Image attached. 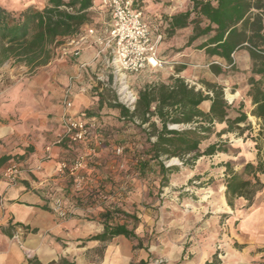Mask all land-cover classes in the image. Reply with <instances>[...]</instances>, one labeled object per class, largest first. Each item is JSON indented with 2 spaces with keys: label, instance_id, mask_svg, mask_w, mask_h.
Returning a JSON list of instances; mask_svg holds the SVG:
<instances>
[{
  "label": "crops",
  "instance_id": "obj_1",
  "mask_svg": "<svg viewBox=\"0 0 264 264\" xmlns=\"http://www.w3.org/2000/svg\"><path fill=\"white\" fill-rule=\"evenodd\" d=\"M95 2L100 0L94 1L89 13L95 10ZM159 2L162 7L168 3ZM142 4L149 13V22L158 25V0H142ZM109 22L90 14V22L79 32L84 34L87 29H93L94 36L86 37L75 55L71 44L74 36L62 39L51 59L42 66L30 69L24 64L11 66L13 61H10L0 68V264H58L62 259L72 264H138L140 261L152 264L144 244L142 249L133 250L136 243L123 236L103 242L86 241L101 234L103 225L91 206L78 204L82 202L81 194L73 191L71 179L57 174L58 164L72 161L74 153L80 151L76 147L72 153L73 148L56 144L65 112L62 100L68 86L72 91V107L67 112L106 125L108 117L101 115L110 109L98 102L96 92L101 88L95 89L94 81H103L100 74H107L109 69L103 61L105 56L97 57L102 48L100 42L107 38ZM179 33L171 40L175 41ZM178 55L182 53L175 52L172 57L176 59ZM233 59L238 65L239 60L249 58L245 51H238ZM213 82L223 86L220 79ZM248 90L245 82L240 101L252 109L246 96ZM215 126L219 127L216 131L225 128V124ZM94 133L95 137L98 130ZM100 138L98 134L99 141ZM244 149L247 159L236 167L230 164L234 171H241L246 163H255L252 149L247 145ZM12 165L18 172L14 180H8L4 172ZM259 180L262 189L255 195L254 203L249 205L239 198L234 201L233 209L226 205L225 188L221 185L220 213L229 218L227 224H236L232 243L237 245L221 244L218 255L221 264H264V175H259ZM56 199L63 202L67 217L60 218L53 211ZM214 254L213 248H204L196 259H189L176 240L158 242L160 261L167 264H204Z\"/></svg>",
  "mask_w": 264,
  "mask_h": 264
},
{
  "label": "trees",
  "instance_id": "obj_2",
  "mask_svg": "<svg viewBox=\"0 0 264 264\" xmlns=\"http://www.w3.org/2000/svg\"><path fill=\"white\" fill-rule=\"evenodd\" d=\"M94 1L44 0L41 8L25 6L17 12L0 6V66L9 60L30 69L46 64L62 39L75 36L83 25L90 22L89 11ZM189 1L190 9L164 20L158 18V34L162 38L165 35L172 38L177 31L189 30L182 49L199 41L195 49L211 60L207 68L214 77L237 68L233 54L238 51H245L250 61L246 96L252 106L250 115L260 122L257 137L253 140L255 163H246L241 171H234L230 164L225 163L223 186L226 205L230 209L239 198L251 205L262 189L259 175H264V149L258 144L259 140L264 141V0ZM135 8L146 13L142 0H136ZM184 70L185 67L179 65L174 68V74ZM198 84L200 89L187 84L179 76H171L168 82L145 85L137 93L131 111L121 104L108 106L118 110L127 123L134 126L136 120L139 122L136 127L145 136L142 154L146 159H137L136 165L144 168L151 161L158 165L159 189L165 188L170 177L180 170L176 165L166 166L165 162L176 160L182 168H192L202 157L226 153L227 146L222 137L226 134L242 135L249 126L246 113L242 111L243 105L237 109L229 105L222 86L202 78ZM100 100L98 98V102ZM97 123L98 134L101 135L103 124L101 121ZM217 124H225V128L216 131ZM143 125L146 128L142 129ZM212 136L215 141L202 149L201 145ZM109 216L108 212L102 214L103 232L86 241L103 242L123 236L136 243L133 250L143 248L132 229L124 224H108ZM58 264L72 263L62 259ZM138 264L145 263L140 261ZM204 264L221 263L214 254Z\"/></svg>",
  "mask_w": 264,
  "mask_h": 264
},
{
  "label": "rangeland",
  "instance_id": "obj_3",
  "mask_svg": "<svg viewBox=\"0 0 264 264\" xmlns=\"http://www.w3.org/2000/svg\"><path fill=\"white\" fill-rule=\"evenodd\" d=\"M43 4L44 0H0L1 7L16 12L25 6L41 8ZM158 4L157 14L161 20L191 7L189 0H174L164 4L163 7L159 1ZM95 5V10L89 14L105 23L110 21L106 9L102 8L98 2H95ZM148 15V12L144 13V16L149 17ZM147 20L148 25L154 28V25L149 23L150 20L148 18ZM155 27L156 30H153L158 31V25ZM189 29L191 30V27ZM187 32L185 30L179 33L175 41L166 35L162 38L158 46V57L163 64L158 69H146L140 73L125 76H119L107 69V74L106 72L100 74L104 77L103 81H94L97 85L95 89L101 88L100 92H96V97L101 98L103 107L109 108V105L115 103L123 105V96L127 92L137 96V93L147 84L168 82L171 76H175L174 68L183 65L185 70L178 75L196 89L201 88L198 84L201 78L211 82L220 79L227 103L234 109H237L240 104L243 105L242 111L246 113L249 122L247 129L242 135L230 134L227 139L225 138L227 134L223 136L222 140L225 141L227 152L212 157H202L192 168H182L176 160L165 162L166 166H179L180 170L170 177L165 188L159 189L158 165L152 161L144 168L136 165L137 159L140 161L146 159L142 154L145 148V136L136 127L139 122L136 120L133 126L120 117L118 110L109 108L107 114L101 115L108 118L105 120L106 125L102 122L104 131L99 135L101 141L96 148V157L84 156L86 168L80 173L84 178L81 188L75 189L71 180L73 191L81 194L82 202L78 204L91 206L97 212V218L101 223L102 215L100 214L108 212L110 213L108 224H124L128 229H132L144 244V248L151 254L152 264H167L160 261L162 258L158 256V242L165 239L176 240L179 246L184 248V255L189 259H196L201 249L213 248L220 262L218 255L222 248L221 244L237 247L232 243L236 224H227L229 218L220 213L221 208L218 204L219 198L222 197L219 190L223 184L221 176L224 172L223 165L228 163L236 167L238 163L244 162L247 159L243 155L244 145L249 146L256 157L253 140L257 137L260 122L250 115L252 109L248 103L240 101L242 86L245 85L249 76V59L239 60L237 68L233 67L224 75L214 79L207 68L211 60L195 49L199 41L186 49L180 46L185 42ZM180 49H182L180 52L182 55L174 59L173 54ZM10 61L3 63L0 68L9 65ZM175 61L182 64L174 65ZM13 65L19 64L13 62L11 66ZM226 93L235 95L234 100L229 101ZM233 115L234 113H231V116ZM152 120L155 121L154 118ZM240 126L243 127V125ZM141 128H146V125ZM218 128L215 126V130ZM213 141L215 138L212 136L201 145V148L203 149L205 145ZM258 144L264 149L263 140H259ZM76 147H80V151L74 153L73 159L80 154H85L84 147L79 145L71 149L72 153ZM118 150L119 153H117ZM91 217L93 220L94 215Z\"/></svg>",
  "mask_w": 264,
  "mask_h": 264
},
{
  "label": "built area",
  "instance_id": "obj_4",
  "mask_svg": "<svg viewBox=\"0 0 264 264\" xmlns=\"http://www.w3.org/2000/svg\"><path fill=\"white\" fill-rule=\"evenodd\" d=\"M135 3L136 0H100L101 7L109 14L110 22L107 38L100 42L102 48L98 51L97 57L104 55L105 65L119 76L137 74L146 69H158L163 64L158 57V46L162 37L158 31H154L156 27L148 25L147 17L141 9L135 8ZM88 36H94L93 29L73 36L75 40L71 44L74 45V55L78 53ZM71 96L72 91L68 86L62 100L65 112L61 117V133L56 144H64L68 148L83 145L85 154L78 155L70 162H60L57 174L69 177L75 189L79 190L84 179L80 173L86 168L84 156L96 157V148L100 141L97 135L94 137V132L98 130L97 122L83 117L77 118L67 112L72 107ZM123 97V106L130 111L133 110L136 96L127 92ZM17 172V167L12 165L6 168L4 177L14 180ZM53 211L60 218L67 217V210L59 199L54 200Z\"/></svg>",
  "mask_w": 264,
  "mask_h": 264
},
{
  "label": "bare ground",
  "instance_id": "obj_5",
  "mask_svg": "<svg viewBox=\"0 0 264 264\" xmlns=\"http://www.w3.org/2000/svg\"><path fill=\"white\" fill-rule=\"evenodd\" d=\"M226 98H227L229 101H232V100H234L235 95H231V94H229V93H226Z\"/></svg>",
  "mask_w": 264,
  "mask_h": 264
}]
</instances>
